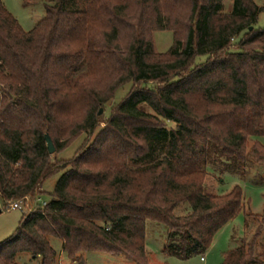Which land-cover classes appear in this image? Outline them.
Returning <instances> with one entry per match:
<instances>
[{
    "label": "trees",
    "instance_id": "obj_1",
    "mask_svg": "<svg viewBox=\"0 0 264 264\" xmlns=\"http://www.w3.org/2000/svg\"><path fill=\"white\" fill-rule=\"evenodd\" d=\"M45 2L25 31L0 0V203L43 195L60 173L47 204L0 244V264H19L23 252L56 264L51 237L70 260L106 252L148 264L147 220L166 226V256L204 253L245 208L239 185L205 192L209 164L264 165V146L247 148L264 136V0H233L229 12L224 0ZM162 30L174 43L158 53L152 36ZM126 85L92 143L63 163L49 153L46 133L57 151L65 126L95 132V107ZM185 201L191 212L176 216ZM260 233L222 264H264Z\"/></svg>",
    "mask_w": 264,
    "mask_h": 264
},
{
    "label": "rangeland",
    "instance_id": "obj_2",
    "mask_svg": "<svg viewBox=\"0 0 264 264\" xmlns=\"http://www.w3.org/2000/svg\"><path fill=\"white\" fill-rule=\"evenodd\" d=\"M5 7L15 16L25 31L31 30L46 13L45 0H2ZM259 6L263 0H256ZM233 0H224V10H232ZM258 27H264V11L259 14ZM153 43L155 51L166 52L174 43V33L170 30L154 31ZM204 60V58H200ZM130 85L120 88L113 99L97 105L99 125L95 132L86 133L76 127L65 126L61 133L59 143L63 146L55 151L52 156L61 163L74 158L85 143H92L97 133L115 111L119 102L126 96ZM152 112L151 109H147ZM169 127L175 124L167 122ZM59 127L64 126L59 122ZM51 134V133H50ZM54 143L55 137L51 134ZM255 141L264 146V136L249 138L247 148ZM60 173L46 180L42 187V197L49 200V193L53 190ZM235 185L241 186L245 197V208L232 220L228 221L214 236L209 248L201 254H193L188 259H180L175 256H166L163 253L168 244L167 228L165 225L152 220L146 222V253L148 264H222L226 252L241 245L244 238L248 241L255 237L258 227L261 233L255 244V253H264V165H258L251 161L244 164L227 165L223 160L209 164L205 178V192L207 194H225ZM3 210L0 213V244L10 238L17 230L24 212L18 209H10L9 204H1ZM9 208V209H8ZM191 212V204L187 201L180 203L174 210L176 216H185ZM28 214V213H25ZM51 245L57 251L56 264H135L121 255L106 252H86L79 260H70L62 250V241L58 238H50ZM204 257V260L201 258ZM19 264H41L40 258L33 257L30 253L23 252L17 256Z\"/></svg>",
    "mask_w": 264,
    "mask_h": 264
},
{
    "label": "built area",
    "instance_id": "obj_3",
    "mask_svg": "<svg viewBox=\"0 0 264 264\" xmlns=\"http://www.w3.org/2000/svg\"><path fill=\"white\" fill-rule=\"evenodd\" d=\"M48 200H44L42 195L36 194L34 197H26L25 199H20L16 201L9 202L10 209H18L24 213H30L36 211L39 207L45 206ZM0 208H2L0 203ZM8 208V209H9ZM204 260V257L201 258Z\"/></svg>",
    "mask_w": 264,
    "mask_h": 264
},
{
    "label": "water",
    "instance_id": "obj_4",
    "mask_svg": "<svg viewBox=\"0 0 264 264\" xmlns=\"http://www.w3.org/2000/svg\"><path fill=\"white\" fill-rule=\"evenodd\" d=\"M100 114L102 113V110H100L99 112ZM45 139H46V143H47V147H48V151L50 154H54L55 151H56V147H55V144L52 140V137L50 136L49 133H46L45 135ZM0 213H1V210H0Z\"/></svg>",
    "mask_w": 264,
    "mask_h": 264
}]
</instances>
